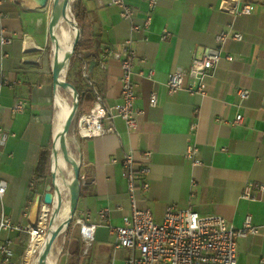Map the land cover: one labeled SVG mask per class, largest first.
Returning a JSON list of instances; mask_svg holds the SVG:
<instances>
[{"label": "crops", "instance_id": "1", "mask_svg": "<svg viewBox=\"0 0 264 264\" xmlns=\"http://www.w3.org/2000/svg\"><path fill=\"white\" fill-rule=\"evenodd\" d=\"M123 1L133 10L132 20H124L121 9L109 0H75L84 10L82 52L99 55L98 66L87 76L98 91L96 99L108 110L102 127L113 130L79 138L76 219L79 225L95 226V231L89 245L78 232L69 239L68 264H124L127 251L113 246L115 228L131 210L123 168L129 153L135 167L143 153H150L148 188L138 185L134 199L138 209L150 210L155 223L163 221L169 207L216 215L235 228H241L248 215L253 225L264 223V0H157L149 27L138 31L133 25L143 24L147 0ZM235 4L237 9L249 4L254 11L238 15L226 10ZM41 10L0 0V32L11 38L9 45H0V127L7 135L0 152V180L7 184L0 214L22 228L34 225L31 206L46 192L37 185L30 200L37 155L45 148L50 154L55 127L52 57ZM223 31L239 33L242 40L222 45L216 69L205 81V94L182 89L169 95L168 75L176 67H189L205 48L215 47V36ZM127 43L135 52L131 78L134 109L140 112L135 130L114 110L121 103L120 63L106 56ZM238 89L248 90L249 97L241 100ZM16 100L25 108L12 114ZM237 115H242L239 124ZM189 145L197 148L199 165L186 157ZM247 184L253 185L254 199L242 196ZM27 235L0 234V244L9 240L13 252L8 263L0 254V264H22ZM236 264H264V230L238 240Z\"/></svg>", "mask_w": 264, "mask_h": 264}, {"label": "built area", "instance_id": "2", "mask_svg": "<svg viewBox=\"0 0 264 264\" xmlns=\"http://www.w3.org/2000/svg\"><path fill=\"white\" fill-rule=\"evenodd\" d=\"M237 0H231V2ZM111 5L121 9L120 16L124 20H132L133 10L127 6L123 0H109ZM237 4V3H236ZM229 5L227 11L238 15H250L254 9L246 4L237 9V6ZM148 13L142 25H133V30L147 29L151 22L150 13L157 5V0H147ZM163 38H166L164 33ZM241 41L242 35L239 33L229 34L226 31L215 36V47H207L203 50L201 57L194 58L187 68L176 67L167 80V93L173 95L182 89L191 94H205V81L211 77L221 58V47L227 40ZM11 38L0 32V45H9ZM106 56L117 60L120 63V98L121 103L114 107L117 115L124 121L128 129L137 128V112L134 109L136 98L135 84L132 82V67L135 60V52L130 44H124L120 51L108 50ZM228 61H232L231 56H226ZM83 74L87 75L88 65L82 63ZM152 72H150V75ZM237 96L241 100L249 97V91L238 89ZM151 107L156 105V95L152 93L149 98ZM25 108V103L16 100L11 107V113H21ZM108 110L98 97L90 110L82 115L78 120L77 133L79 138H92L111 133L112 127L107 129L102 127V121L107 119ZM242 115H237L235 123H240ZM195 126L191 127V132ZM7 135L0 127V152L6 142ZM198 151L195 146L187 147L186 157L199 165L200 161L195 158ZM150 157L149 152L143 153L141 162L135 167L134 156L129 153L123 161L127 179L128 194L131 201V210L128 216L122 218L120 227L115 228L114 250L124 249L128 255L124 264H236L237 242L239 239L249 235H257L264 230L262 225H253L251 216H246L241 228H235L222 217L216 215L202 216L192 208L186 210H176L169 207L166 210L163 221L159 224L152 219L148 208L138 209L135 206L134 193L138 185L147 190L148 184L145 177L149 173L146 164ZM262 188V187H260ZM7 184L0 180V198L5 195ZM253 185L247 184L242 196L245 199H254L252 194ZM106 213H103L105 216ZM80 223V221H78ZM24 231L32 236L35 232L34 226L22 228L14 224L10 218L0 214V234L3 232ZM95 226L80 224V235L85 243H91ZM11 242L5 240L0 244V254L4 262L12 258L13 252L10 248Z\"/></svg>", "mask_w": 264, "mask_h": 264}, {"label": "bare ground", "instance_id": "3", "mask_svg": "<svg viewBox=\"0 0 264 264\" xmlns=\"http://www.w3.org/2000/svg\"><path fill=\"white\" fill-rule=\"evenodd\" d=\"M72 0H53L54 8L49 13L47 37L52 46V62L55 66V127L53 150L51 155V172L53 175V213L49 219V207L43 205L37 229L33 232L25 253V264H55L53 246L55 240L62 235L70 223L77 200V182L75 180L78 161L71 155L62 156L65 149V135L74 113L76 93L66 79L72 55V47L77 36L73 27L70 2ZM62 87L72 94L73 102L69 104L61 95ZM70 171L65 172L66 164ZM64 197V200H63ZM48 225L44 236L41 232ZM90 244V242H89Z\"/></svg>", "mask_w": 264, "mask_h": 264}, {"label": "rangeland", "instance_id": "4", "mask_svg": "<svg viewBox=\"0 0 264 264\" xmlns=\"http://www.w3.org/2000/svg\"><path fill=\"white\" fill-rule=\"evenodd\" d=\"M74 6H75V0H72L70 2V11H71V15H72V18H73L72 19L73 27L80 31L79 26L78 25L76 26L74 24L76 22ZM53 8H54L53 0H49L48 6H46L45 8H43L41 10L42 11L41 12V16L45 18V25H46L47 28H48L49 13L53 10ZM80 33H81V31H80ZM49 47H50L49 48L50 56L52 57V46L49 45ZM78 60L79 59L77 57L73 58V56H72L66 79H67L68 82H70L72 84V86L74 88L78 87V88H80L82 90H86L91 85V81H90V79H89V77L87 75L83 74V70L80 69ZM61 95L69 104H71L73 102L72 94L68 91V89L66 87H62ZM82 112L77 107V110H76V112H75V114L73 116L71 125H70V127H69V129H68V131L66 132V135H65V146H64L65 149L61 150V154H62L63 157L71 155L76 160L78 158L79 136H78V133H77V126H78L79 118L82 115H84ZM52 146H53V141L51 142V145H50V154H49V159H48V167H47L46 178L43 181H41L40 183H38L40 186L43 187V190H45V191H46L47 187L51 186V183L53 182V177H52V174H51ZM69 171H70V165L67 163L66 164V169H65L66 174ZM35 187L36 186H34L32 188V191H31V195H30V200L31 201L34 198L33 196L35 194L34 193L35 192L34 191ZM51 191L54 193L55 189L52 188ZM63 200H64V197H63ZM48 209H49V219H50V217H51V215L53 213V210H54L53 205H51ZM39 217H40V214L38 216V219L36 221H33V224H34L33 226L34 227L38 226ZM47 232H48V225L43 227V230H42L41 233L44 236H46ZM77 232L80 235V225L77 223L76 213H75V210H74V215H73L70 223L68 224V227H67L66 231L62 235H60L54 242V246H53V251L54 252L53 253L56 256L55 264H68V257H67V253H66V249H67V246H68V241L72 237H75ZM30 239H31V235L30 234L27 235L24 238V242H23V245H22L23 246V250H24L22 264H25V261H24L25 253H26V249H27V247L29 245Z\"/></svg>", "mask_w": 264, "mask_h": 264}, {"label": "trees", "instance_id": "5", "mask_svg": "<svg viewBox=\"0 0 264 264\" xmlns=\"http://www.w3.org/2000/svg\"><path fill=\"white\" fill-rule=\"evenodd\" d=\"M74 11H75L76 22L81 31V24L84 18V10L79 2H75ZM76 57L79 59L78 61L81 70H82L83 62H86L88 65L91 61H94L95 65L93 66V68H96V66H98L99 64V55L97 52L89 53L87 55L82 52L81 39L74 48L73 58ZM75 88L79 94L78 108L81 112L83 111L82 113L84 114V112H88L92 107L94 101L96 100V97L98 96V91L96 90V86L93 84H91L86 90H82L78 87ZM48 159H49V150L46 148L41 149L37 155L36 166L33 172V183L35 186L39 185L38 183H40L46 178Z\"/></svg>", "mask_w": 264, "mask_h": 264}, {"label": "water", "instance_id": "6", "mask_svg": "<svg viewBox=\"0 0 264 264\" xmlns=\"http://www.w3.org/2000/svg\"><path fill=\"white\" fill-rule=\"evenodd\" d=\"M18 2V4L20 5V7L24 10H34V9H43L46 6H48L49 4V0H16ZM76 26L78 25L76 22L74 23ZM81 38V33L79 30H77V36L75 38V41L73 43V47H72V55L71 58L73 56L74 53V48L76 46V44L79 42ZM95 65L94 61H91L88 64V71H91L93 66ZM55 66H53L51 64V71H52V76H53V80L55 83ZM69 84L72 86V84L69 82ZM73 90L76 93V97H75V112L77 110L78 104H79V94L76 91V89L72 86ZM75 114V113H74ZM53 146H54V142H53ZM53 146H52V150H53ZM53 177V175H52ZM54 188V184L53 182L51 183V186H48L46 189V192L43 194V196L37 195L34 199V202L31 206V210H30V219L33 221H36L38 219L39 214L41 213V205H45L47 207H50L51 205H53V192L51 191V189ZM34 229L36 230L37 227H34Z\"/></svg>", "mask_w": 264, "mask_h": 264}]
</instances>
